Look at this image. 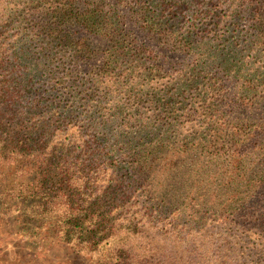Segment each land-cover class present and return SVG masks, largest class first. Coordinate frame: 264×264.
Here are the masks:
<instances>
[{"label": "trees", "instance_id": "16d2710c", "mask_svg": "<svg viewBox=\"0 0 264 264\" xmlns=\"http://www.w3.org/2000/svg\"><path fill=\"white\" fill-rule=\"evenodd\" d=\"M262 104L264 0H0V162L34 165L11 216L29 245L264 264Z\"/></svg>", "mask_w": 264, "mask_h": 264}, {"label": "rangeland", "instance_id": "374dc122", "mask_svg": "<svg viewBox=\"0 0 264 264\" xmlns=\"http://www.w3.org/2000/svg\"><path fill=\"white\" fill-rule=\"evenodd\" d=\"M126 22L132 25L131 19L127 18ZM100 60L89 61L84 65V68H88L92 65L98 64ZM164 68H169L164 65ZM227 87L231 86V82L224 81ZM231 106V105H230ZM232 114L235 116L239 114L240 117H244V114H248L249 110L239 108V106L232 107ZM253 120H259L264 117V104L260 109L255 108L252 113ZM32 169V170H31ZM34 165H30L26 160L22 158H15L12 162L10 159H4L0 162V264H104L108 263L103 261L102 263L98 257H92L85 253H79L67 245L62 243L53 242L49 239L39 246L29 245L22 240V235L17 233V229L14 228L12 223V215L16 214L14 211L22 201L17 197L20 194L25 195L32 194L34 191V185L37 176L33 175ZM50 195L49 202H56L52 197L55 196L53 191H48ZM38 198V197H37ZM39 199V198H38ZM29 201V200H28ZM40 199H33L34 208L32 211H37L39 204L42 202ZM24 209L23 205H19V210ZM9 213V215H8ZM29 217L32 216L29 214ZM45 222L42 218L31 219L37 224L45 223L48 227V223L53 220L50 216L45 217ZM46 229V228H45Z\"/></svg>", "mask_w": 264, "mask_h": 264}]
</instances>
